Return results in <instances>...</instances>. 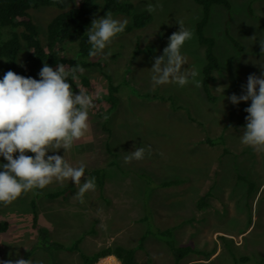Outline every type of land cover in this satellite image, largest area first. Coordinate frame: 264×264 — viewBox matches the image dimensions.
<instances>
[{
  "label": "rangeland",
  "instance_id": "obj_1",
  "mask_svg": "<svg viewBox=\"0 0 264 264\" xmlns=\"http://www.w3.org/2000/svg\"><path fill=\"white\" fill-rule=\"evenodd\" d=\"M122 1L131 5V13L112 15L128 23L133 15L147 11L149 3L162 4V10L147 11L149 20L142 28L118 34L102 54L88 57L98 66L85 69L87 85L80 79L77 83L99 102L90 110L89 130L66 154L63 148L48 153L65 156L73 167L83 162L85 172L103 168L104 185L100 189L96 184L95 191L85 193L83 204L74 198L78 186L71 180L63 184L54 181L44 189L22 194L8 206L0 204V221L8 223L7 231L0 233V260L24 258L35 240L30 207L34 201L36 226L68 248L76 244L77 249L55 254L60 264H81L80 253L90 255L115 245L135 249L137 264H176L163 238L156 237L157 230H171L178 246L194 249L177 264H260L264 259V195L248 206L250 191H245L246 182L242 181L239 168L250 159L254 168L262 170L264 153H253L249 147L243 157L237 152L242 145L238 143H232L238 146L237 151L232 149L227 123L238 122L239 113L246 115L241 111L246 105H233L226 97L241 95L238 82L246 85L248 75L259 76L260 65H264L259 45V40L264 39V0H228V10L221 5L210 8L204 33L214 39L213 53L218 62L208 83L211 99L204 92L203 83L200 88L191 83L184 87L173 83L154 86L149 70L153 57L163 55L169 36L179 30L177 20L182 19L194 32V24L201 17L200 6L192 0ZM86 8L89 27L93 18L108 12L102 0H88ZM56 13L54 8L31 10L39 38L40 28ZM230 35L239 47L233 46ZM253 36L256 40L251 39ZM72 46L74 43L62 46L65 55L76 54ZM181 51L187 57L183 68L197 67V79L202 81L205 47L197 43L195 33ZM25 56L26 49L21 44L15 73ZM4 74L0 73L2 77ZM104 74L118 87L117 106L106 118L99 117L109 106L101 101L107 95ZM35 78L39 79L38 74ZM219 85H227L225 99L214 90ZM72 88L78 92L74 83ZM148 145L152 149L150 155L124 162V156L134 146ZM0 162L6 163L3 157ZM85 176L81 183L90 178L86 173ZM48 193L57 196L48 197ZM203 196L206 207L199 210L197 202ZM249 226V231L239 238ZM218 248L211 261L197 263ZM241 258L248 260L241 262ZM30 259L35 264H50L41 251ZM95 264L120 263L108 256Z\"/></svg>",
  "mask_w": 264,
  "mask_h": 264
},
{
  "label": "clouds",
  "instance_id": "obj_2",
  "mask_svg": "<svg viewBox=\"0 0 264 264\" xmlns=\"http://www.w3.org/2000/svg\"><path fill=\"white\" fill-rule=\"evenodd\" d=\"M162 10V4L149 3L146 10L154 13ZM179 30L168 38L163 55L153 57L151 81L153 85L176 84L180 87L189 83L196 88L202 86L197 79L200 70L193 66L183 68L187 57L182 54V46L193 39L194 32L177 20ZM128 21L113 17L111 10L105 16L93 18L86 31L91 45L89 56L102 54L113 38L123 33ZM256 40V36L251 37ZM260 53L264 55V39L259 40ZM21 67H25L23 63ZM260 75L249 74L247 84L241 85L243 93L226 97L233 105L251 101L244 111L245 125L240 135V143L251 147L257 153H264V65H260ZM85 69L80 65L70 67L58 63L56 69L46 62L39 71V79L21 76L11 70L0 79V204L8 206L22 194L33 189H44L54 181L63 184L74 181L78 191L74 196L81 204L88 191L96 190V178L93 176L81 183L85 176L86 165L71 166L65 156L56 153L63 148L66 152L74 142L80 140L89 130V113L95 107L94 97L83 89L77 81ZM218 79L220 76L217 77ZM71 81L68 82V81ZM78 88L73 91L72 84ZM227 85H219L214 90L221 93ZM223 99V100H224ZM151 146L137 147L126 153L124 162L142 160L145 154H151ZM18 153V155H17ZM32 153L34 156L27 155ZM0 264H35L28 258L0 260Z\"/></svg>",
  "mask_w": 264,
  "mask_h": 264
},
{
  "label": "trees",
  "instance_id": "obj_3",
  "mask_svg": "<svg viewBox=\"0 0 264 264\" xmlns=\"http://www.w3.org/2000/svg\"><path fill=\"white\" fill-rule=\"evenodd\" d=\"M192 1L201 8V17L194 24V33L197 43L205 47V64L202 67V83L204 92L207 94V97L209 96L211 99L208 83L212 78V71L218 68V62L213 53L214 39L205 35L204 28L209 19L210 8L213 5H221L229 9L230 3L228 0ZM87 3L88 0H0V73H6L9 70L15 72V60L21 48V44L22 46L24 45L26 49V56L22 61L25 67L20 66L19 71H17V74L21 76L35 78L45 62L53 67L54 70L58 63H63L70 67L80 65L84 69L98 66V64L87 60L89 57V49L91 48V45L88 43L87 35H85L90 23V15L86 8ZM102 3L107 11L111 10V13H124L129 15L132 11L131 5L122 0H102ZM37 8H54L57 10V13L47 20L45 25L40 28L42 32L40 34L42 35L40 36L41 39L39 38L31 14V10ZM149 16L150 14H148L147 11L133 15L124 32L142 28L145 22L149 20ZM230 39L236 47H239L236 41L231 37ZM65 43H74L75 46H72V48L76 54L73 57L64 54L62 46ZM104 77L107 80V95L102 97L101 101L106 102L109 106L106 112L99 117L106 118L109 112H112L117 106L115 93L118 87L111 83L109 75L104 74ZM2 78L3 77L0 75V79ZM79 79L81 83L87 85V79L83 75H80ZM68 82L71 83L70 80ZM241 85L243 84L238 83V86L243 91ZM93 102L96 104L98 100ZM103 128H105V123L103 124ZM104 172L105 170L103 168H95L85 173L90 178L94 176L97 186L101 189L104 185ZM47 196L55 197L57 193H48ZM30 207L36 237L25 251L24 258L28 259L35 252L41 251L48 256L50 264H58L55 254L62 250H74L76 244L68 248L66 245L51 239L43 228L36 226L37 213L34 201L30 203ZM205 207L206 204L203 196L197 202V209L202 210ZM7 228L8 223L0 221V233L6 232ZM148 230L147 234H150ZM154 233H157L156 237L158 239L162 240L163 238L166 247L175 261L181 260L185 255L191 252L190 247L177 245L175 239H172L171 230H157ZM145 237L146 235L144 238ZM108 256H113L120 264H137L135 260V249L119 245L104 247L90 255L80 253L82 259L81 264H95L99 259ZM241 260L246 261L247 259L243 258Z\"/></svg>",
  "mask_w": 264,
  "mask_h": 264
},
{
  "label": "crops",
  "instance_id": "obj_4",
  "mask_svg": "<svg viewBox=\"0 0 264 264\" xmlns=\"http://www.w3.org/2000/svg\"><path fill=\"white\" fill-rule=\"evenodd\" d=\"M228 16H229V14L227 13V17ZM231 38L234 41H236L232 36H231ZM233 46L235 47L234 44H233ZM243 104L246 105V107L241 109V111L244 112V109L250 106L251 101H248L247 103L243 102ZM239 115L241 116V118L239 116L238 122H234L233 124L227 123V139L229 140V143H231V147L233 150H236V147H238V146H233L234 144L238 143V145H241L240 135H242V129L246 123L245 117H246L247 113H246V115H244V113L243 114L239 113ZM232 143H233V145H232ZM241 146H243V149H241ZM241 146H239V150L238 151L236 150V151L239 152L240 154H243L242 156L244 157L245 153L248 152V150H250L251 147L249 148V147L244 146V145H241ZM253 153H257V152L255 151ZM240 160H242V159H240ZM239 170H240V175L242 177L241 178L242 181L246 182L245 184L247 186V189H245V191L246 192L250 191L249 195H247V198H246L248 201V206L252 207L254 202H256V203L259 202L260 198L264 195V167L262 168V170H260L258 168H254V166L250 162V159H248L247 161L242 163V168L241 169L239 168ZM236 179H238V178H236ZM250 226L245 231L241 232L238 235L239 238H240V236L242 237L245 233H247L249 231ZM227 237L232 239L234 236L227 235ZM225 242H227V241H225ZM185 247H189V246H185ZM191 249H193V248H191ZM218 251H219V248L216 251H214L213 253H209V252L206 253V255H205L206 259H199L197 263H203V262L211 261L215 257V255L218 253ZM190 253H188L187 255H189ZM198 254H200V253H198ZM187 255H185L181 260H183ZM58 258L59 257L57 256V260H58ZM241 259H243V258H241ZM241 259H240L241 262H246L248 260L247 258H246L247 259L246 261H242ZM181 260L175 261V259H174V262L177 264ZM263 263H264V259L260 260V264H263ZM58 264H60V263L58 262Z\"/></svg>",
  "mask_w": 264,
  "mask_h": 264
}]
</instances>
